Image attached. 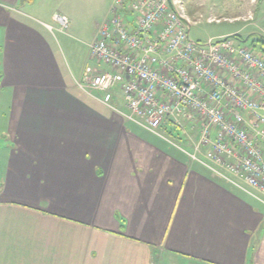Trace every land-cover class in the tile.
<instances>
[{"label": "crops", "instance_id": "obj_1", "mask_svg": "<svg viewBox=\"0 0 264 264\" xmlns=\"http://www.w3.org/2000/svg\"><path fill=\"white\" fill-rule=\"evenodd\" d=\"M84 1L0 0V264H264L262 204L75 86Z\"/></svg>", "mask_w": 264, "mask_h": 264}, {"label": "built area", "instance_id": "obj_2", "mask_svg": "<svg viewBox=\"0 0 264 264\" xmlns=\"http://www.w3.org/2000/svg\"><path fill=\"white\" fill-rule=\"evenodd\" d=\"M182 8L115 0L75 86L264 206V52L236 34L191 40ZM186 124L197 132L188 147L179 141Z\"/></svg>", "mask_w": 264, "mask_h": 264}, {"label": "rangeland", "instance_id": "obj_3", "mask_svg": "<svg viewBox=\"0 0 264 264\" xmlns=\"http://www.w3.org/2000/svg\"><path fill=\"white\" fill-rule=\"evenodd\" d=\"M45 12L61 13L68 7V3L75 0H35ZM182 11L190 20L189 38L194 41L206 43L209 39H217L238 33L248 39L244 45L264 52V0H181ZM115 0H85L83 10L75 19V30L69 26L65 30L67 41L61 44L62 34L56 31V24L45 20L52 26V32L62 46L61 60L67 71L77 74L87 65H93L89 56V49L84 45L85 38L91 37V26L94 20L101 18L108 8V16ZM39 8V9H40ZM264 58V53H263ZM81 76V75H80ZM73 75L74 79H79ZM1 119V118H0ZM171 127L168 126V129ZM181 145L188 147L196 139L195 129L190 130L186 124ZM188 130V131H187ZM175 134V132H173ZM149 138L162 139L145 132ZM0 134V141H1ZM176 138V137H175Z\"/></svg>", "mask_w": 264, "mask_h": 264}, {"label": "trees", "instance_id": "obj_4", "mask_svg": "<svg viewBox=\"0 0 264 264\" xmlns=\"http://www.w3.org/2000/svg\"><path fill=\"white\" fill-rule=\"evenodd\" d=\"M20 1H21V2H25V1H26V2H29V1H31V0H20ZM235 36L238 37L239 40H240L242 43L245 42L244 39H245L246 37L243 38L242 36H240V35H238V34H236ZM247 39H248V37H247ZM252 48H253V47H252ZM169 132H171V131H169Z\"/></svg>", "mask_w": 264, "mask_h": 264}, {"label": "water", "instance_id": "obj_5", "mask_svg": "<svg viewBox=\"0 0 264 264\" xmlns=\"http://www.w3.org/2000/svg\"><path fill=\"white\" fill-rule=\"evenodd\" d=\"M247 40V37L244 39V41H246Z\"/></svg>", "mask_w": 264, "mask_h": 264}]
</instances>
